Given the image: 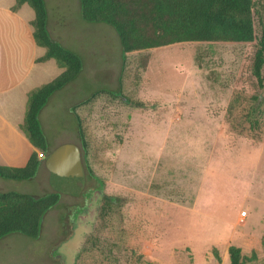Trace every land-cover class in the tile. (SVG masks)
<instances>
[{
    "label": "rangeland",
    "instance_id": "obj_1",
    "mask_svg": "<svg viewBox=\"0 0 264 264\" xmlns=\"http://www.w3.org/2000/svg\"><path fill=\"white\" fill-rule=\"evenodd\" d=\"M45 2L52 33L61 32L84 62L46 109L47 158L52 171L73 162L82 125L87 179L79 196L61 194L38 238L2 237L0 264H229L233 244L250 257L246 264H264V201L252 202L249 219L252 205L243 201L250 181L253 189L264 184L258 40L184 42L126 55L112 25L83 18L80 0ZM257 4L264 15V0ZM245 148H253L252 176L249 165L237 172ZM43 176L6 180L2 190L42 195ZM105 193L123 199L112 226L99 216ZM101 223L105 244H120L116 262L92 245L82 249Z\"/></svg>",
    "mask_w": 264,
    "mask_h": 264
},
{
    "label": "trees",
    "instance_id": "obj_2",
    "mask_svg": "<svg viewBox=\"0 0 264 264\" xmlns=\"http://www.w3.org/2000/svg\"><path fill=\"white\" fill-rule=\"evenodd\" d=\"M83 18L89 22H105L112 25L121 41L124 54L142 52L184 42H230L249 43L258 40L254 57V74L260 85L264 84V15L258 9L257 0H80ZM29 4L35 17L32 20L34 37L38 45L45 47L39 61L55 59L64 71L54 79L35 87L29 92L25 119L21 124L31 143L40 151H48L49 141L40 123L41 110L51 96L76 79L82 71L83 58L60 41L55 40L48 30V9L45 0H16L13 10ZM257 18H260L258 22ZM258 26L262 30L258 31ZM150 59L147 54L143 64ZM258 107L253 108L257 112ZM249 120H257L249 116ZM79 137L83 147L87 146L82 125ZM41 159L38 152L31 155L23 167L0 165V177L25 180L33 178ZM89 178L95 174L90 169ZM87 174L85 175V180ZM61 194L56 191L34 195L19 191L0 190V239L13 232L31 238L41 235L42 222L47 211L56 206ZM122 197L104 194L99 216L102 222L117 217L116 206ZM105 223L95 227L83 243V250L98 248L110 261L116 262L120 244H105L99 231ZM118 240L122 236L117 237ZM229 264H246L250 259L242 248L230 245ZM142 260V255L137 257Z\"/></svg>",
    "mask_w": 264,
    "mask_h": 264
},
{
    "label": "crops",
    "instance_id": "obj_3",
    "mask_svg": "<svg viewBox=\"0 0 264 264\" xmlns=\"http://www.w3.org/2000/svg\"><path fill=\"white\" fill-rule=\"evenodd\" d=\"M15 3L16 0H0V165L23 167L28 163L33 152L39 151L21 128L27 111L29 92L35 87L57 77L64 71V68L60 67L55 59L38 60V58L45 54L46 49L37 44L33 34L34 27L31 22L35 17V12L27 3L17 10H13L12 7ZM48 30L55 40L65 45L61 32L52 33L54 27L49 16V11ZM50 100L51 98L39 115L40 123L47 139L46 127L48 124L44 116ZM69 108L71 112H75V109H72L74 105H71ZM78 139L80 140L79 135ZM79 140H74L72 143L79 147V154L81 155L80 147L82 143ZM48 151H46L45 158L41 159L37 174L33 177L39 178L41 175H44L42 182L47 185L46 187L42 185L44 187V194L54 191L50 183L51 169L54 162L52 163L47 158ZM252 152L253 148L244 149L242 161L238 164V173L243 169L247 171L249 165V175L252 176L251 162L249 163L251 161L249 154ZM58 158L60 157H56V159ZM55 163L59 162L55 161ZM234 165L236 166V164ZM6 180L9 179L0 177L1 191H5L2 190L4 189L3 187L9 184V181ZM263 195L264 184H262L261 188L253 189V183L250 181L243 196L245 204L249 201L252 205L249 207L248 219L252 215V202H263Z\"/></svg>",
    "mask_w": 264,
    "mask_h": 264
},
{
    "label": "water",
    "instance_id": "obj_4",
    "mask_svg": "<svg viewBox=\"0 0 264 264\" xmlns=\"http://www.w3.org/2000/svg\"><path fill=\"white\" fill-rule=\"evenodd\" d=\"M71 163V164H70ZM53 170L50 183L54 191L60 194L79 196L85 184V169L81 155L73 162Z\"/></svg>",
    "mask_w": 264,
    "mask_h": 264
},
{
    "label": "built area",
    "instance_id": "obj_5",
    "mask_svg": "<svg viewBox=\"0 0 264 264\" xmlns=\"http://www.w3.org/2000/svg\"><path fill=\"white\" fill-rule=\"evenodd\" d=\"M45 156H46V152H44V151H38V157L40 158V159H44L45 158ZM248 215V212L246 211V210H243L241 213H240V219H242V220H244L245 219V217Z\"/></svg>",
    "mask_w": 264,
    "mask_h": 264
}]
</instances>
